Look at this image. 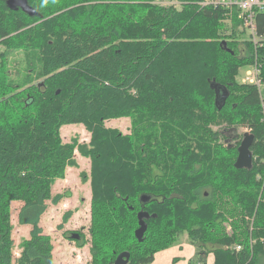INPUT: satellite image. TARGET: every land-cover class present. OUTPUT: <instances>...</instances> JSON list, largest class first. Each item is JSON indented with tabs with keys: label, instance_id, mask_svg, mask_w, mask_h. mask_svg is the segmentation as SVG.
Wrapping results in <instances>:
<instances>
[{
	"label": "trees",
	"instance_id": "16d2710c",
	"mask_svg": "<svg viewBox=\"0 0 264 264\" xmlns=\"http://www.w3.org/2000/svg\"><path fill=\"white\" fill-rule=\"evenodd\" d=\"M94 1L93 6H74L49 18L69 4L64 0L57 8V0H28L38 12L31 16L21 8L11 9L7 0H0V40L4 38L0 43L7 49L10 46V39L5 40L9 31L5 25L10 17L19 29L41 20L26 31L24 39L14 40L13 46L28 54L41 52L46 59L42 67L46 78L38 83L39 126H31L24 115L23 107L30 105L33 98L24 103L14 101L0 112V264H54L52 237L44 233L41 221L50 202L58 204L65 196L53 192L57 179L66 176L69 166L77 165L72 159L74 145L63 141L60 129L79 122L87 123L86 127L94 131L93 149L84 150L92 158V264H104L106 254L110 258L106 264H113L116 255L124 250L131 253L132 264H151L159 252L172 247L183 235L196 251L195 262L190 264H208L209 255L214 257L213 264H261L264 186L257 175L264 170V99L259 86L237 83L233 77L239 75L242 66L257 63L264 84V44L258 46L252 41L240 48L234 31L235 40L233 37L231 41L236 49L227 41L226 46L224 41L217 43V36H203L204 32L208 34V28L196 21L204 17L215 24L226 11L198 7L195 1L200 0H175L183 4L159 6L161 12L152 24L154 46L141 39L137 42L140 36L133 35L130 37L142 47L130 42L122 44L118 51L115 44L111 45L115 43L110 32L113 29L100 32L92 20V14L109 20V11L116 7L114 0ZM81 9L91 18L81 19L86 14ZM233 13L238 18L235 10ZM255 25L256 34L264 36V12L256 15ZM80 27L83 30L77 35ZM62 31L66 35L65 49L78 57L69 68L71 61L61 53ZM218 51L231 61L226 68L219 67L225 59L217 55ZM182 55L195 60L193 69L199 74L213 75L219 70L222 76H206L198 82L184 76L174 82L177 88L169 82L164 88L159 86V78L179 75L171 70L181 64ZM2 70L0 67V87L6 88L8 76ZM53 72L56 73L48 77ZM89 74L101 75L92 80ZM233 97L239 101H231ZM2 104L7 105L0 102V108ZM229 107L236 118L252 127L255 138L251 169L236 168L238 145L223 144L217 132L206 127L224 119L231 122L233 117L223 114ZM214 108L218 113H207ZM131 112V134L103 128L106 119ZM86 116H95L99 123L94 126L93 119L86 121ZM225 135L228 140L229 135ZM231 151L234 155L228 156ZM142 197L149 199L144 202ZM13 202L22 203L18 223L31 228L30 237L23 238L20 255L15 258ZM140 210L157 214L146 219L148 227L142 241L135 236ZM70 215L71 211L67 212L64 219ZM126 230L130 231L123 239L121 235ZM132 238L131 250L126 249L125 243ZM236 245L241 246L239 251ZM105 246L109 252L104 254Z\"/></svg>",
	"mask_w": 264,
	"mask_h": 264
},
{
	"label": "rangeland",
	"instance_id": "374dc122",
	"mask_svg": "<svg viewBox=\"0 0 264 264\" xmlns=\"http://www.w3.org/2000/svg\"><path fill=\"white\" fill-rule=\"evenodd\" d=\"M64 0H57V8L60 7L61 3ZM69 5L62 9L57 10L54 14L48 15L49 18L55 16L56 14H61V12L66 11L71 7H82V5H88L91 3L95 4L94 0L79 3L77 0H65ZM202 1H195V4L198 7L203 8ZM129 2V3H128ZM128 0H114L113 4L116 7H112L109 11V20L100 19V16H94L92 14V20L94 24H97L99 31L101 32L103 29L108 30L109 28L111 34L113 35L112 41L115 40V43H111V45L115 44V48L120 51L122 44L135 42L137 39H132L130 36L136 35L140 36L137 42L142 40L141 42L144 44L154 46L155 39L152 37L155 34L153 30L152 24L157 20V15L160 14V7L164 6L169 8L171 5L175 4L177 6L182 5L183 2H178L175 0H152V1H141L138 2ZM125 3V6L124 4ZM146 3L150 4V7L146 6ZM73 4V5H72ZM145 4V5H144ZM42 5V4H41ZM152 5V6H151ZM44 6V5H43ZM82 10V9H81ZM132 10V13H128V11ZM84 13L86 11L82 10ZM81 12V11H80ZM87 14V15H86ZM82 14L81 19L91 18L88 13ZM47 16V17H48ZM10 17L6 22V27L8 28V35L5 37V40L10 39V46L5 47L3 43H0V67L4 70L3 72L7 73L8 79L6 81V88L0 87V102H5L7 105H1L0 112L5 111L6 108L11 107L13 102L21 101L24 103L26 99L33 98V102L24 109V115L27 118V121L31 126H39V113H40V94L38 90V83L44 82L46 76L42 74V67L46 64V59H44L41 52L28 54L26 50L23 48L15 47L14 40L16 39H24L26 36V31L30 30L33 27L38 26L41 23V20H34L32 22L27 23L22 29L16 27L14 24L15 19ZM197 24H204L208 30L206 34L204 32L203 36H217V43L227 41L231 44L232 47L236 49L234 43H232V38L235 40V36L232 33L234 31L237 36V42H239V47L243 48L249 42L253 41L252 32L249 30V26L245 25L241 20L236 17V13L233 14H225L221 18L219 22L215 24H210L204 17L197 19ZM28 21V20H27ZM112 21L116 24L112 27ZM108 22L109 24H107ZM188 22V20L186 21ZM189 23V22H188ZM186 25V23H185ZM121 26V27H119ZM119 29L120 31H118ZM83 30L82 27L78 29V34ZM242 33L241 36L239 34ZM61 44L63 45V49L61 50L62 55L66 58V60H70L71 64L67 65V68L72 67L74 65V57L78 58L77 55H73L71 52H68L67 44L65 42L66 35L62 31L61 33ZM129 37V38H128ZM4 38H1L3 40ZM0 40V41H1ZM4 40V41H5ZM21 41V40H20ZM19 41V42H20ZM18 42V43H19ZM137 42H135L137 44ZM141 44H137V47H142ZM6 44V43H5ZM150 45V46H151ZM217 48V44H215ZM138 50V49H137ZM139 52V51H137ZM136 52V53H137ZM246 51H244L245 53ZM218 56H222L225 59V62L222 63L219 67L226 68L228 66V62H231L228 58L227 54L218 51ZM243 54V52H241ZM4 54V56H2ZM188 54V53H187ZM195 60H190L188 55H182V61L180 65H176L172 67L171 72L177 71L178 73L173 72V74L177 76H169V79H160L158 85L161 87H166L165 82H169L173 84L174 87L175 81L178 82L182 80L184 76L188 78L191 82H198L206 76L210 78L212 77H220L222 73L217 70L216 72H212L213 75L205 74L197 72L194 67ZM173 64H170L172 66ZM219 69V68H218ZM251 69L249 65H244L240 68V73L238 76L233 77L235 81L240 83L248 82L246 79L247 71ZM239 70V69H238ZM56 72H53L48 75V77L53 76ZM217 74V76H216ZM101 74H99L100 76ZM99 76L89 74L87 77L94 80L98 79ZM81 78H85V73H82ZM158 78V77H157ZM156 82L154 81L153 84ZM177 88V87H176ZM262 98L264 99V84L259 86ZM12 92L10 93V90ZM147 89V88H145ZM153 89V88H149ZM8 91V92H7ZM132 90L131 92H134ZM7 92V93H5ZM152 92V91H151ZM182 89H180V93ZM9 93V94H8ZM237 90L236 93L237 94ZM182 94V93H181ZM64 97V96H63ZM62 97V98H63ZM2 100V101H1ZM231 101H239L237 98H232ZM230 101V102H231ZM264 101V100H262ZM3 106V107H2ZM160 112L161 110L158 109ZM217 112L214 110H209L208 112ZM259 112V111H258ZM264 114V112L262 111ZM131 114H127L120 117L106 119L103 123V128L106 130H113L118 134H131L133 118ZM224 115H228L231 119V122H227V120H223L220 124L210 123L207 124V128H211L216 131L219 135L220 141L225 145L230 144V146L240 145L243 139L244 133H252V127L247 125L246 123L239 120V118L235 117L234 112H230V107L227 110H224ZM262 114V115H263ZM209 116V115H208ZM219 118L221 115H218ZM94 117V118H93ZM89 118L86 116V121L93 119L94 126L99 123V120H96L95 116ZM103 119V118H102ZM221 120V119H220ZM87 123L79 122V123H68L61 127L60 134L62 135L63 141L65 143L73 144L74 151L72 159L77 163V165L67 168L66 176L62 179H57L56 184L54 186L53 192L54 194L62 193L65 194L64 198L58 204L51 203L49 204V208L42 216L41 226L43 228L44 233L50 234L52 237L53 243V262L54 264H92V246L94 245V241H92L91 233H90V200H91V168H92V158L89 154H84V150L90 151L93 149L92 140L94 136V131L92 132L89 128L86 127ZM232 125V126H230ZM94 128V127H92ZM228 133V140H226V132ZM234 132V133H233ZM237 136V138H235ZM97 141V139L95 140ZM224 145V146H225ZM226 147V146H225ZM224 149V148H223ZM225 151V150H223ZM234 151L228 154L234 155ZM133 160L135 159L134 154H132ZM87 177V179H85ZM260 198V197H259ZM21 202H13L12 203V223L14 225L13 229V237H14V258L20 255L21 247L20 244L23 241V238L30 237V226H22L18 223V211L21 207ZM71 211L70 217L68 219H64V216L67 212ZM130 230H126L125 233L121 235L123 239H127L128 233ZM80 233L82 235V239L78 243L75 239H71L72 233ZM129 239V238H128ZM102 241L100 240V243ZM125 243L126 249L131 248V244L134 243V239H131ZM137 245V244H136ZM105 253L109 252V247L105 246ZM148 249V248H147ZM131 250V249H129ZM102 256V254H101ZM107 256V258H106ZM103 256V263H109L110 258L109 255L106 254ZM178 257L177 262H173L174 258ZM196 259V251L194 247L189 243L187 239V235H183L180 239L175 242V244L167 249L166 251H162L160 254L156 255L153 264H190L191 262H195ZM213 257L209 255V264L212 262ZM133 261V260H132ZM134 262V261H133ZM97 263V262H96ZM129 264H132L131 262ZM152 264V263H151ZM261 264H264V257L261 259Z\"/></svg>",
	"mask_w": 264,
	"mask_h": 264
},
{
	"label": "built area",
	"instance_id": "2783aa9c",
	"mask_svg": "<svg viewBox=\"0 0 264 264\" xmlns=\"http://www.w3.org/2000/svg\"><path fill=\"white\" fill-rule=\"evenodd\" d=\"M202 6H213L222 9L225 14H231L234 10L238 14V18L248 25L249 30L252 32L253 42L255 45L263 46L264 36H258L256 34L255 19L256 15L260 12H264V0H203ZM260 68L257 63L253 64L251 69L247 71L246 80L249 84L261 86L262 82L259 77ZM264 108V106H263ZM257 180L262 182L264 186V170L259 172ZM240 245L235 246V250L239 251ZM200 264V263H196Z\"/></svg>",
	"mask_w": 264,
	"mask_h": 264
},
{
	"label": "water",
	"instance_id": "95a60500",
	"mask_svg": "<svg viewBox=\"0 0 264 264\" xmlns=\"http://www.w3.org/2000/svg\"><path fill=\"white\" fill-rule=\"evenodd\" d=\"M7 4L11 9H19L21 8L23 11L28 13L29 15L33 16L38 14L36 9L32 6L29 5L28 0H7ZM224 44L226 46V41H224ZM211 87L215 88L217 90V86L214 83H211ZM60 90L56 92L58 94ZM219 98V95H217ZM226 99V97H225ZM225 101V100H224ZM219 102V100H217ZM221 108V106H219ZM254 134L252 133H244L243 139L241 141V144L238 146V156L237 159L234 163V166L238 169L246 168V169H251L253 166V153L251 150V146L254 141ZM143 201L146 202L149 197H142ZM150 216L156 217L157 214H149L148 211L141 210L138 212L137 217H138V223L139 227L135 230V236L137 240L142 241L144 238V234L147 230V222L146 219H149ZM72 239H79L80 234L79 233H72L71 234ZM130 259V252L129 251H124L121 252L116 260L115 264H127Z\"/></svg>",
	"mask_w": 264,
	"mask_h": 264
},
{
	"label": "flooded vegetation",
	"instance_id": "af4514ba",
	"mask_svg": "<svg viewBox=\"0 0 264 264\" xmlns=\"http://www.w3.org/2000/svg\"><path fill=\"white\" fill-rule=\"evenodd\" d=\"M226 132V131H225ZM234 133V132H233ZM226 134H228L227 132H226ZM230 135V134H229ZM235 138H237V136H235ZM141 211V210H140ZM80 234V233H79ZM82 239V235L80 234V238L79 239H75L76 241H78V240H81ZM124 251H126V250H124ZM124 251H122V252H124ZM121 253V252H120ZM119 253V254H120ZM119 254H117L116 255V257H115V259H114V262H113V264H115V260H116V258H117V256L119 255ZM130 258H131V253H130ZM130 263V259H129V262L127 263V264H129Z\"/></svg>",
	"mask_w": 264,
	"mask_h": 264
},
{
	"label": "crops",
	"instance_id": "0c3cea01",
	"mask_svg": "<svg viewBox=\"0 0 264 264\" xmlns=\"http://www.w3.org/2000/svg\"><path fill=\"white\" fill-rule=\"evenodd\" d=\"M166 251V250H165ZM161 252H159L158 254H160ZM212 257H213V255H211ZM209 259V258H208ZM213 261H214V257H213V259H212V262L210 263V264H213ZM154 263V262H153ZM152 263V264H153ZM164 264H166V263H164ZM168 264V263H167ZM208 264H209V261H208Z\"/></svg>",
	"mask_w": 264,
	"mask_h": 264
},
{
	"label": "bare ground",
	"instance_id": "6f19581e",
	"mask_svg": "<svg viewBox=\"0 0 264 264\" xmlns=\"http://www.w3.org/2000/svg\"><path fill=\"white\" fill-rule=\"evenodd\" d=\"M233 13V12H232Z\"/></svg>",
	"mask_w": 264,
	"mask_h": 264
}]
</instances>
